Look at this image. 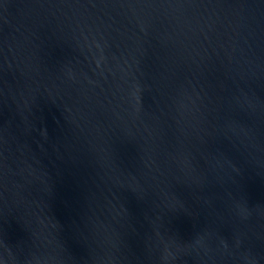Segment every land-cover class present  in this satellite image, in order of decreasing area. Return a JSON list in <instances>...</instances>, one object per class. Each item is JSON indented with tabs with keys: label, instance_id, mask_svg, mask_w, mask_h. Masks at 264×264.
Here are the masks:
<instances>
[{
	"label": "water",
	"instance_id": "95a60500",
	"mask_svg": "<svg viewBox=\"0 0 264 264\" xmlns=\"http://www.w3.org/2000/svg\"><path fill=\"white\" fill-rule=\"evenodd\" d=\"M0 264H264V0H0Z\"/></svg>",
	"mask_w": 264,
	"mask_h": 264
}]
</instances>
